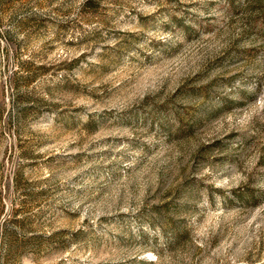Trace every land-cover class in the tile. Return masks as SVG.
Wrapping results in <instances>:
<instances>
[{"label":"rangeland","instance_id":"374dc122","mask_svg":"<svg viewBox=\"0 0 264 264\" xmlns=\"http://www.w3.org/2000/svg\"><path fill=\"white\" fill-rule=\"evenodd\" d=\"M0 264H264V0H0Z\"/></svg>","mask_w":264,"mask_h":264}]
</instances>
